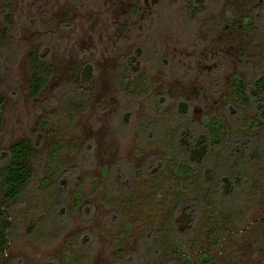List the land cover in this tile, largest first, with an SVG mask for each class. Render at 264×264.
I'll return each instance as SVG.
<instances>
[{
	"label": "rangeland",
	"instance_id": "rangeland-1",
	"mask_svg": "<svg viewBox=\"0 0 264 264\" xmlns=\"http://www.w3.org/2000/svg\"><path fill=\"white\" fill-rule=\"evenodd\" d=\"M35 52L50 77L32 97ZM257 77L264 0H0V157L20 142L35 154L20 197L0 198V264H182L174 250L188 264H264V93L232 94ZM208 126L225 139L207 167L239 186L185 232L195 169L178 145Z\"/></svg>",
	"mask_w": 264,
	"mask_h": 264
},
{
	"label": "trees",
	"instance_id": "trees-1",
	"mask_svg": "<svg viewBox=\"0 0 264 264\" xmlns=\"http://www.w3.org/2000/svg\"><path fill=\"white\" fill-rule=\"evenodd\" d=\"M196 3H200L201 0H194ZM188 8L194 11L191 7ZM39 54L32 53L29 56V71L31 74V82H30V91L31 96H38L43 87L45 86L48 78L50 77V70L45 68L44 60H41ZM43 66V67H42ZM93 76V67L90 64H84L79 71V79L82 81H89ZM257 77L248 88V91L245 87V84L240 80H238V84L233 90V97L237 99L242 104L246 103L247 92L253 97V99L257 100L261 94L264 93V79ZM234 88V87H233ZM180 107H183V104H179ZM261 116H264V113H261ZM211 126V125H210ZM208 126V130L206 128L205 134H199L194 138L193 142L182 141L180 145H178L179 155L183 157L185 163L190 164L194 167V172H192L193 179L196 184L192 190L187 194L186 197H182L178 202V205L181 208V213L176 220L178 223L182 225V228L185 232L190 231L192 229V225H194L195 220L198 218L200 212L199 209H203L204 207H213V205H219L221 210L224 208L231 207L230 204L234 203L233 199V187L234 189L239 186V176L233 175L234 186L230 184L229 177L223 175L213 174L212 169L208 168L211 163L209 159L210 152L218 149L220 147L221 142L225 138L218 137L213 128L211 129ZM258 134L259 136L263 135L264 139V117L258 122ZM0 127H1V119H0ZM228 144V143H225ZM228 144L227 146H229ZM243 148V147H242ZM259 148V146H258ZM226 151V150H225ZM35 155L32 146L27 142H20L19 144L13 145L9 149L4 152H1V161L2 166L0 169V198L4 203H8L14 201L24 191L28 181L31 178V171L29 168L28 161L30 158ZM225 156H228V153L225 152ZM237 154V159H238ZM185 157V158H184ZM236 156L233 155L231 158L230 164L237 165ZM186 168V167H185ZM185 172V171H184ZM210 174L211 178L203 181L201 178L203 174ZM216 175V176H214ZM207 189H211V192L208 193ZM213 191V193H212ZM231 196V197H230ZM219 210V209H218ZM172 214H170L171 216ZM1 219V217H0ZM1 221V220H0ZM3 223H0V253L5 250L3 247V243H5L6 239V227L7 224L2 220ZM174 225L168 223L166 224V228H171L173 231ZM179 233L178 236L180 239L184 237V233ZM174 232V231H173ZM173 237L176 233H172ZM156 233L153 234L155 237ZM179 239V238H178ZM175 246H172L174 249ZM160 250V249H159ZM158 249L151 250V255H157ZM172 252V251H171ZM163 252L160 250L159 254ZM175 257H179L182 264H188L186 257H181L177 250L172 252ZM172 255V254H171ZM181 257V258H180ZM164 259V257H163ZM177 260V259H176ZM206 262V263H205ZM171 263L170 257L167 259L161 260L158 264H169ZM199 264H208L207 260H202Z\"/></svg>",
	"mask_w": 264,
	"mask_h": 264
}]
</instances>
